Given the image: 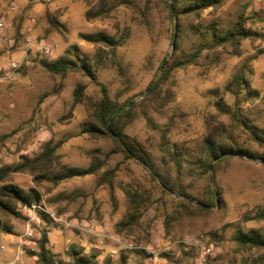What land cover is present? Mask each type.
<instances>
[{"label": "rangeland", "instance_id": "obj_1", "mask_svg": "<svg viewBox=\"0 0 264 264\" xmlns=\"http://www.w3.org/2000/svg\"><path fill=\"white\" fill-rule=\"evenodd\" d=\"M241 13L253 33L241 40L237 53L204 51L193 64L175 70L171 76L173 100L159 111L145 104L136 107V118L125 130L156 155L164 134L171 142L197 139L205 132L206 122L213 119L223 124L226 140L248 146L256 156L234 154L221 163L214 179L208 171L214 204L208 205V211L173 222L169 233L154 206L137 225L118 232V224L127 219L125 189H152L153 198L160 193L153 189L155 182L145 165L126 158L111 138L84 131L93 121V105L102 98L100 87L79 71L52 73L40 60L86 58L112 98L125 101L143 92L132 101L141 99L172 51L165 0H0V14L12 23L6 34L13 43L11 54L0 47V60L19 58L27 36L54 46L47 56L32 51L17 79L0 82V188L4 184L25 191L35 188L40 193L39 204L48 210L34 212L33 236L26 240L21 236L32 212L17 204L21 216L4 218L10 231L0 234V263L12 260L22 244L16 264H36L31 252L38 250L37 240L44 230L55 263L68 260L67 250L72 246L81 254L97 253V264H163L164 259L170 264H194V245L184 243L191 238L193 243L214 248L206 264H264V249L239 246L233 238L237 228L264 236V162L259 158L264 146L254 142L251 133L232 118L234 95L228 87L234 73L244 70L262 98L251 100L253 94L242 93L241 111L254 130L264 134V0H223L210 16L220 30H226ZM101 32L118 39L115 54L87 39ZM184 45L186 49L189 42ZM190 52L188 48L186 56ZM44 93L47 96L40 101ZM49 140L62 143L48 172L19 169L23 160L38 156ZM107 152L110 157L104 156ZM94 154L104 161L97 173L52 181V175L65 166L87 167ZM111 169L112 186L101 180ZM205 178L203 174L199 186ZM161 198L160 203L171 211L173 201ZM65 221L95 222L88 227L96 234L66 226ZM124 239L136 247L125 249L120 242Z\"/></svg>", "mask_w": 264, "mask_h": 264}, {"label": "trees", "instance_id": "obj_2", "mask_svg": "<svg viewBox=\"0 0 264 264\" xmlns=\"http://www.w3.org/2000/svg\"><path fill=\"white\" fill-rule=\"evenodd\" d=\"M165 3L171 24L172 51L162 69L160 64L158 75L145 88L146 92L141 99L132 101L143 92L135 94L125 101L112 98L104 84L97 80L93 66L86 58L81 59L76 56L72 59L63 57L54 61L40 60L42 66L52 73L79 71L100 87L102 98L93 105L91 110L93 121L84 128V131L91 136L111 138L126 158L134 159L145 165L151 179L155 182L153 189H157L160 193L158 198H153L155 191L152 189L143 187L125 189L127 219L118 224V232L137 225L144 212L154 206L163 217L162 223L165 232L169 233L173 222L208 211L206 206L214 204L215 191L211 187L208 171H211L212 179H214L221 163L232 158L234 154L256 156L248 146L229 139L226 140L223 137V124L213 119L206 122L205 132L197 139L171 142L164 134L159 143V153L156 155L126 132V126L136 118V107L145 104L150 110L159 111L173 100L175 92L171 76L175 70L193 64L204 51L210 53L220 50L237 53L241 40L253 33L246 27L243 13L239 14L237 21L231 27L220 30L216 20L210 14L222 5L223 0H165ZM206 10H208L207 15H203ZM174 33L175 41L172 44ZM87 37L84 36V38ZM87 39L110 48V51L115 54L117 38L101 32L90 35ZM186 42H189V45L185 49ZM188 48L191 49V52L186 56ZM101 52L104 53V51ZM103 53L100 55V59ZM228 87L234 95L232 118L251 133L254 142L264 146L262 130L258 134L250 119L241 111L242 93L253 94L251 100L262 98V96L251 86L244 70L241 69L234 73ZM46 96L47 93L42 94L40 101ZM221 109L225 111V109ZM141 112L148 119L146 110L143 109ZM61 143L59 141L53 144L52 141H47L42 152L31 160H23L19 169L29 170L32 173L41 172V174L48 172L55 159V151ZM110 155L111 153L107 152L104 156L110 157ZM259 158L264 162V155ZM103 162L98 155L94 154L87 167L65 166L53 174L51 179L56 183L64 179L95 174L102 167ZM203 174H206V182L199 186L198 181L202 179ZM113 175V169L107 170L103 173L101 180L112 186ZM217 193L220 197V192L217 191ZM174 194H177V197L173 196ZM161 196H167L173 201L171 211H168L166 206L160 203ZM40 201V193L35 188L25 191L14 184L2 185L0 188V234L10 231L5 226V217L21 216L16 208L17 204L28 207L32 203L38 205ZM261 216L264 217V212L261 213ZM233 238L239 246L264 249V236L257 231H244L237 228ZM47 243V233L43 230L37 240L38 250L31 252L36 256V264H97V253L81 254L80 250L72 246L67 250L69 259H59L55 263L53 261L54 253Z\"/></svg>", "mask_w": 264, "mask_h": 264}, {"label": "built area", "instance_id": "obj_3", "mask_svg": "<svg viewBox=\"0 0 264 264\" xmlns=\"http://www.w3.org/2000/svg\"><path fill=\"white\" fill-rule=\"evenodd\" d=\"M11 9H13V7H11ZM11 27H12V23L11 21H8L6 15L0 14V47H2L4 53L6 54H11L13 52V48H12L13 43L11 42L9 36H7L6 34V31ZM20 50H22V54L20 55L19 58L10 57L8 59L2 58L0 60V82H5V81L12 82L15 79H17L20 76L21 69L25 68L28 65V61L30 59V53H32V51L47 56L54 51V46L47 41L33 40L29 36H27ZM27 208L32 212L33 215L27 218L25 232L21 236V240H26L33 236V231H32L33 228L31 225L35 223V220H33V218H35L34 212L36 210H41L42 212L45 213L48 212V210L44 209L40 204L37 205L32 203ZM94 224L95 222L92 221L86 222L85 224L70 223L65 221L66 226L76 227V228L79 227L81 230L85 232L96 234V232H93V227L91 229L88 227ZM120 242L125 249H131L136 247L131 241L126 239H124L123 242L122 241ZM184 243L189 245L190 244L194 245V248L196 250V255L193 260L194 264H206L207 258L214 255L215 253L214 248L205 244H196L195 242L193 243L191 238H186L184 240ZM21 245L22 244H19V246L17 247V250L12 260L0 264H16L19 261L20 255L22 253ZM163 264H170V263L168 262V260L164 259Z\"/></svg>", "mask_w": 264, "mask_h": 264}, {"label": "water", "instance_id": "obj_4", "mask_svg": "<svg viewBox=\"0 0 264 264\" xmlns=\"http://www.w3.org/2000/svg\"><path fill=\"white\" fill-rule=\"evenodd\" d=\"M174 41H175V35L173 36V39H172V44L174 43ZM163 65H164V63L161 65V69H162V67H163ZM246 157H248V156H246ZM263 161V159H261V162ZM207 208L208 207H210V206H206Z\"/></svg>", "mask_w": 264, "mask_h": 264}, {"label": "crops", "instance_id": "obj_5", "mask_svg": "<svg viewBox=\"0 0 264 264\" xmlns=\"http://www.w3.org/2000/svg\"><path fill=\"white\" fill-rule=\"evenodd\" d=\"M2 247V246H1ZM1 262H3V261H1Z\"/></svg>", "mask_w": 264, "mask_h": 264}]
</instances>
